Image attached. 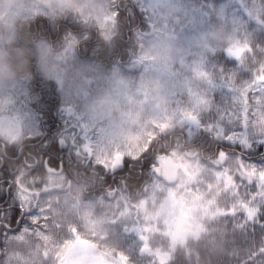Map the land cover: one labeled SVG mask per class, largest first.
<instances>
[{
    "label": "trees",
    "instance_id": "obj_1",
    "mask_svg": "<svg viewBox=\"0 0 264 264\" xmlns=\"http://www.w3.org/2000/svg\"><path fill=\"white\" fill-rule=\"evenodd\" d=\"M5 1L10 0H0V5ZM182 1L186 3L184 5L207 8L211 12L208 21L202 26H195L194 30L199 31L201 39H205L202 53L204 66L213 81L225 84L223 91L227 92L224 95L214 93L224 97L205 98L207 102L197 112L174 121L144 130L134 128L136 132L140 131L139 136H134L138 147L120 150L116 158H120L121 154L139 156L149 143L155 142L154 150L161 153L156 169L161 168L165 160L179 150L193 163L212 170L218 166L217 163L224 165L223 154L217 158L216 152L220 145L226 143L224 137L233 135L240 138V146L230 149V152L242 156L245 162L264 167V146L261 144L264 122L249 126L250 133L238 135L243 127V123L239 122L242 107L246 108L248 100L254 99L249 91V83L253 79L259 82L264 71V0H234L237 6L250 9V14L253 12L254 16L249 14L252 18L249 24L254 27L246 36V41L240 36L235 38L233 46L226 38L230 30H221L217 26L220 21L219 8L227 0ZM58 6L45 5L31 14L20 15L9 30L0 17V83H23L7 92L0 89V98L20 94V100L13 102V105L24 110L23 115L28 121L20 124L19 137L13 144L4 143V148L0 146V264H65L66 249L71 238H85L99 247L94 232L113 239L106 249L121 256L124 264H141L138 261L141 249L136 247L135 236L130 237L133 246L130 247L125 225H110L109 219L92 231L84 226L83 221L80 224L74 222V215L68 217L54 228L58 236V251L53 256L44 254L40 246L43 242L35 236L30 244L10 242L12 233H18L26 219V197L32 192H41L46 198L53 194L45 191L51 185L52 177L45 169L46 163L51 169L58 170L62 166L64 177L69 182L75 180V164L82 161L94 163L95 148L91 143L95 134L81 123L78 114L81 103L78 98H89L95 90L87 82L94 76L102 82L114 73H127L140 55L145 39L155 33L143 0H90L82 7L77 1H72L68 6ZM112 10L118 13L117 17ZM237 46L243 49L238 58L232 53V47ZM49 58H61L69 68L65 73H58L57 69L50 71L47 66L44 67ZM97 87L103 86L98 84ZM238 89L244 91L246 98H237ZM248 114L264 118V114L257 111H248ZM62 138L67 140V149L59 145ZM1 139L3 136L0 134ZM164 152L167 155H163ZM34 159L38 160L39 168L28 169L26 164L34 163ZM124 161L126 165L121 172L113 176L102 175L106 186L111 189L117 187L114 194L101 188L103 181L96 174L100 172L99 169L89 168L85 177L81 176L87 181L83 188L88 189L90 194V199L86 201L91 200L97 207L93 213L95 217L101 212L107 214L108 218L120 216L122 211L114 215L115 210L108 206L113 195L133 200L145 191L152 177L154 179L156 169L152 171L150 158L133 160L125 157ZM124 174H127V180L119 183L117 178H112ZM137 176H140V180ZM201 182L192 185V192L202 195L200 199L211 219L203 222L197 235L191 238L173 242L168 235L160 236L159 239L166 240L165 246L168 248L165 251L169 259L165 264H264V211L257 214L255 219H247V212L233 216L231 206H225L223 199L217 197L218 188L207 196L202 192L205 187ZM239 185L236 183L238 193ZM252 188L254 196L251 197L250 206L264 207V202H259L264 200V191L256 193L259 187L254 184ZM69 193L73 195L72 191ZM100 195L106 199L103 203L99 200ZM136 215L135 221H139L140 215L137 212ZM133 229L140 230L146 236L145 228ZM159 233H162L161 229L154 231L153 237ZM169 240L174 243L172 246ZM154 248L160 249L153 243L150 249Z\"/></svg>",
    "mask_w": 264,
    "mask_h": 264
},
{
    "label": "rangeland",
    "instance_id": "obj_2",
    "mask_svg": "<svg viewBox=\"0 0 264 264\" xmlns=\"http://www.w3.org/2000/svg\"><path fill=\"white\" fill-rule=\"evenodd\" d=\"M72 1H77L82 7L90 0H10L0 5V17L9 30L20 15L31 14L43 9L45 5L59 4L58 7H65ZM143 1L155 33L145 39L140 55L127 73H114L102 82L94 76L87 85H91L95 90L91 92L89 98H78L81 100L78 110L81 123L95 134L91 143L95 148L93 154L95 160L92 162L109 168L120 150L138 147L134 136L140 131L136 132L134 128L144 130L174 121L188 113L197 112L207 102L208 99L205 98L224 97L214 93L224 95L227 92L223 91L225 84L213 81L210 72L204 66L202 53L205 39H201L199 31L194 30L195 26H202V23L208 21L207 19L211 17L210 10L200 9L191 4L184 5L186 3L182 0ZM219 11L220 21L217 26L221 30L224 28L230 30L229 36L226 37L230 44L235 45V38L240 36L246 41V36L254 27L249 24L253 12L250 14V9L245 10L237 6L234 0L223 2ZM232 48L233 56L240 57L242 46ZM46 66L50 71L57 69L58 73H65L69 68V65L62 63L61 58H49L44 63V67ZM262 73L264 76V71ZM98 84L103 87H97ZM256 96L258 98L259 93ZM20 98V94L16 97L0 98V134L3 136L1 141H7L9 144L18 139L20 124L28 122L23 115L24 110L13 105V102L19 101ZM237 98H246L242 89H238ZM242 109L239 122L243 123V127L241 130L239 128L238 135L250 133L249 126L264 122V118L259 119V116L248 114L246 108ZM243 120L247 122V128ZM222 156L225 160L224 165L220 166V163H217L218 166L208 170L193 163L190 157H184V154L176 150L165 160L164 165L161 161L162 167L156 169L154 179L152 177L151 183L138 197L132 200L122 195H113L111 205L108 206L115 210L114 215L121 211L122 214L112 218H108L104 212L95 217L93 213L97 207L91 200H85L81 204V201H76L69 192L52 194L49 198L44 197L41 192H32L24 203L26 219L17 230L18 233H12L10 242L30 244L32 237L35 236L42 240L40 246L44 254L53 256L58 251V236L54 228L68 217L74 215L72 217L74 222L80 224L83 221L84 226L92 231L97 230L109 219L110 225H125L124 231L127 240L130 241V247H133L130 237L135 236L136 247L141 249L138 257L141 264H165L169 259L165 251L168 248L165 246L166 240L159 239L160 236L168 235L173 242L191 238L197 235L203 222L211 219L207 208L202 204L203 200L200 199L202 195L192 192L193 184L204 180L201 183L206 193L202 192L207 196L213 193L214 188H218L217 197L223 199L225 206H231L233 216L240 212L255 213L257 208L250 206L249 191H252L253 184L260 188L264 183L260 181L258 173L253 175L261 166L252 162H241L238 158ZM251 164L256 168H252ZM241 176L251 177L252 183L242 184ZM58 178L52 175L50 181ZM236 183L240 184L238 187L240 193L237 192ZM52 185L50 186L53 187ZM100 197L99 200L103 203L106 199L104 195ZM171 198H174L172 205L168 203ZM136 212L140 215L139 221H135ZM134 227L145 228L146 236L142 235L140 230L135 231ZM159 229L162 233L153 237L154 231L157 232ZM77 239L81 237L71 238L68 244L65 264H74L84 257V254H78L74 249ZM94 239L99 243V247L95 245L93 252L85 254L100 255L105 258L107 264L117 262L124 264L121 256L109 253L106 249L112 243V238L94 232ZM172 241L171 246L174 244ZM153 243L160 249H150ZM110 250L112 251L111 248Z\"/></svg>",
    "mask_w": 264,
    "mask_h": 264
},
{
    "label": "snow or ice",
    "instance_id": "obj_3",
    "mask_svg": "<svg viewBox=\"0 0 264 264\" xmlns=\"http://www.w3.org/2000/svg\"><path fill=\"white\" fill-rule=\"evenodd\" d=\"M113 15L115 17H117L118 13L113 11ZM230 55H231V52L229 50L228 56H230ZM221 71H223V69H221ZM248 87H249V91H250L251 95L254 97V99L248 100L246 108L248 109V111H257L261 114H264V76L259 78V82H257L255 79H253V81H251L249 83ZM257 93H259V97L255 98ZM236 102H237L236 98L234 97V103H236ZM242 111H243V109H242ZM245 115H247V113H245ZM244 126H245V128L248 127V124L246 121H244ZM224 139H225L226 143L219 146V149L216 152L217 158H219V156L221 154H223L225 157H228L231 159L238 158L241 162H245V159L242 156L236 155L235 152H230V149H232L234 147L238 148L240 146V143H239L240 138L239 137L234 138L233 135H227L224 137ZM261 144H262V146H264V139H261ZM155 147H156L155 142L149 143L148 147L145 148L144 151L142 153H140L139 156L131 155V154H121L119 166L124 163L125 157H129L133 160L150 158L152 160L151 169L153 171L154 169L159 167L160 161H159L158 157H159V155H161V153H158L154 150ZM248 148L249 149L251 148L250 144L248 145ZM162 154L167 155L166 152H164ZM251 165H252V168H256V166L254 164H251ZM99 167L102 169H106L103 164H100ZM250 171H251V169H250ZM257 173H258L260 181L264 182V167L256 169V173H253V175H256ZM240 181L242 184L250 185L252 183V178L241 176ZM261 189H264V183L261 184L260 188H258L257 191H260ZM249 195L251 198L252 196H254V193H252L250 190ZM261 211H264V207H258L255 210V213H253L252 211H248L246 218L247 219H255V216L257 214H259ZM14 220H15V217H13V221ZM7 227L9 228V230H11L10 225H8ZM117 264H119V262H117Z\"/></svg>",
    "mask_w": 264,
    "mask_h": 264
},
{
    "label": "flooded vegetation",
    "instance_id": "obj_4",
    "mask_svg": "<svg viewBox=\"0 0 264 264\" xmlns=\"http://www.w3.org/2000/svg\"><path fill=\"white\" fill-rule=\"evenodd\" d=\"M0 143H1L0 146L4 148L5 147L4 143H2V142H0ZM98 165L99 164H97V163L90 164V163H85V162L82 161L81 164L78 163V164H75L74 165V167L76 168V170L74 171V175H75L74 182H69L65 177H63V175H60V176H55V177H59V178H58V180L53 181L52 184L54 183L56 185L61 186V190L63 192H65L66 191L65 190L66 184L67 185L70 184L72 186V183H73V189H72L73 197H75V198H77V197L79 198L80 197L81 199L84 197L86 199H89V190L83 188V185H87V182L86 181L85 182H82L83 179L81 178V176L85 177V174H86L85 172H87L89 168H92V169L96 170L95 167H97ZM27 166H29V164H27ZM124 166H125V163H123V167ZM98 168H100V167H98ZM105 168L106 169L103 172L100 170V172H98L96 174L103 181V183L101 184L102 185L101 188L106 189L107 192H111L112 189L110 188V186H106L105 185V179H104V177H102L103 173H104V175H107V174L110 175L111 169L109 167H105ZM101 172H102V174H101ZM112 178L113 179L114 178H117L116 181L119 183L121 180H123V181L124 180H127V174H124V175H116V176H114ZM137 179H140V176H137ZM113 192H115V193L117 192V187H115V189H114ZM78 210H80V207L78 208Z\"/></svg>",
    "mask_w": 264,
    "mask_h": 264
},
{
    "label": "water",
    "instance_id": "obj_5",
    "mask_svg": "<svg viewBox=\"0 0 264 264\" xmlns=\"http://www.w3.org/2000/svg\"><path fill=\"white\" fill-rule=\"evenodd\" d=\"M59 144H60V147L63 148V149L67 147L65 140H60L59 141ZM119 164H120V162L118 160H116L114 162L113 167H112V171L113 172H116V171H118L121 168V165L119 166ZM46 169H47V171L49 173H52V174H60L62 172V170H60L58 172L52 171V170H50L47 167V165H46ZM54 189L57 190L58 187H56ZM173 201H174V198H171L170 201H169V204H171ZM75 248L76 249H81V251H83L85 253H88V254H90L91 252L94 251L93 244L90 243L87 240H78L76 242ZM86 263L87 264H106V260H105V258H103L100 255L99 256H89L87 259H85L84 261H82L80 264H86Z\"/></svg>",
    "mask_w": 264,
    "mask_h": 264
},
{
    "label": "clouds",
    "instance_id": "obj_6",
    "mask_svg": "<svg viewBox=\"0 0 264 264\" xmlns=\"http://www.w3.org/2000/svg\"><path fill=\"white\" fill-rule=\"evenodd\" d=\"M22 85H23L22 82L18 85H12L11 83L5 81L3 83H0V89H2L4 92H7L9 89H11L13 87L22 86Z\"/></svg>",
    "mask_w": 264,
    "mask_h": 264
}]
</instances>
